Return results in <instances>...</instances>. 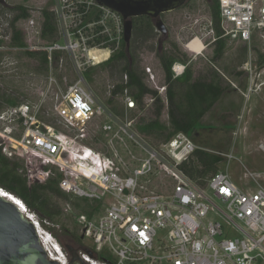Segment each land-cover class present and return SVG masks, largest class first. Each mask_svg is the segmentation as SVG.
I'll return each instance as SVG.
<instances>
[{
    "label": "built area",
    "instance_id": "1",
    "mask_svg": "<svg viewBox=\"0 0 264 264\" xmlns=\"http://www.w3.org/2000/svg\"><path fill=\"white\" fill-rule=\"evenodd\" d=\"M39 1L45 5L39 18L23 21L26 49L46 53L51 72L67 55L77 79L60 93L52 125L40 120L46 98L0 111V150L7 159L20 161V173L29 186L56 179L66 195L96 204L92 216L81 214L77 219L82 241L91 243L77 250L81 261L264 264V184L259 183L264 174L250 175L253 189L239 187L227 170L204 181L190 178L181 168L199 150L190 137L178 133L155 146L129 116L137 106L127 89L123 93L125 113L118 117L84 86L86 66L104 64L122 47V15L95 0ZM218 1L222 34L218 37L211 23L207 31L211 44L219 39L250 44L256 33L264 32V0ZM44 10L53 15L57 36L52 42L42 39ZM33 40L42 43L33 44ZM204 43L198 38L189 52L201 54ZM96 59L101 63L96 64ZM186 69L187 65L176 62L173 78L182 77ZM147 73L149 88L166 98L167 86L160 85L149 68ZM48 84L44 97L52 86H58L52 75ZM145 101L154 103L150 97ZM97 120L103 121L99 134L107 142L106 153L85 143L90 137L88 126ZM58 122L63 129L55 126ZM259 148L264 151V144ZM160 175L171 183L167 193L144 185ZM64 253L60 264L69 263Z\"/></svg>",
    "mask_w": 264,
    "mask_h": 264
},
{
    "label": "rangeland",
    "instance_id": "2",
    "mask_svg": "<svg viewBox=\"0 0 264 264\" xmlns=\"http://www.w3.org/2000/svg\"><path fill=\"white\" fill-rule=\"evenodd\" d=\"M23 4L26 5L30 17L35 19L39 18L45 7L39 0H7L9 7ZM2 11L0 10L2 43L0 46L3 47L0 49V111L14 105H34L46 98L47 102L44 104L40 120L52 125V119H56L53 115V107L58 102L60 93L77 79L73 64L67 55H63L58 68L52 72L46 70L37 58L28 54L30 50L26 49L27 36L23 32L25 22L20 21L16 24V29L21 31L26 44V48H20L12 40L11 22L15 15ZM161 18L168 30V38H164L155 29L154 39L138 51L146 84L149 77L148 68L155 74L160 85L165 83V73L157 56V52L161 49L175 54L181 63L188 66L195 79L211 77L213 74L219 75L227 92L202 120L197 138L193 141L199 149L222 155L224 161L218 165V170H227L239 187L255 188L250 175L264 171V159L256 158L258 146L264 141V66H260L261 55H264V33H258L257 38L247 45L224 39L223 55L217 58V42L211 44V39L207 36V31L213 23L209 0H189L183 8L165 13ZM198 38L200 41H205V46L201 54H192L188 49ZM32 42L42 43L40 40ZM245 47L246 56H244ZM101 65L86 66V70H83L84 86L93 92L99 103L115 108L118 114L125 113L123 95H113L115 87L121 83V80L117 73H111L101 68ZM90 69L95 70L90 76L92 81L87 82L88 76L85 73ZM51 75L57 80L58 86H52L44 97L43 94L49 89L48 81ZM112 98L113 103L109 105L108 102ZM161 99L163 109L158 120L156 107L147 101L144 106L138 105L135 110L129 111V116L134 118L135 125L137 121L143 125L153 121L159 123V128H155L151 137L144 136L155 146H159L170 132L167 101L164 96ZM102 124V120H97L96 123L88 126L90 137L85 143L106 153L107 142L99 134ZM55 126L64 128L59 122ZM121 155L126 157L123 152ZM231 155L234 159L229 161L226 156ZM244 165L247 168H244ZM210 175L211 173L203 176L202 179ZM259 183L264 184L263 179H260ZM144 185L159 193H167L171 188L170 181L161 175L150 182L146 181ZM48 205L59 213L53 220L46 219L42 222L37 214L33 212L32 214L36 215L42 229L52 236L55 243L62 247L53 235H57L65 247L71 250L67 254L69 257L82 246L91 247L89 240L82 241V229L77 219L81 214L87 215L92 212L96 207L95 203L70 196L67 200L52 196L48 200Z\"/></svg>",
    "mask_w": 264,
    "mask_h": 264
},
{
    "label": "trees",
    "instance_id": "3",
    "mask_svg": "<svg viewBox=\"0 0 264 264\" xmlns=\"http://www.w3.org/2000/svg\"><path fill=\"white\" fill-rule=\"evenodd\" d=\"M209 4L214 28L217 36L221 37L219 1L209 0ZM0 10H3V13L8 12L15 15L11 22L13 28L12 40L18 47L26 48L24 37L21 31L16 29V24L30 18L27 7L24 5L15 7L5 5L0 6ZM43 14L45 22L43 24L42 39L46 42H52L57 36L53 15L45 10ZM132 21L133 36L129 50H127L125 43H123L120 50L115 52L107 62L102 64L101 68L109 70L111 73H117L121 80V83L118 84L113 91L114 96L118 94L123 95L124 91L127 89L135 100L136 106H144L147 97L153 98V105L156 107V118L158 120L163 109L162 99L155 90H152L146 84L144 72L141 71L140 58L138 55L139 49L154 39L156 35L154 23L149 17H138L134 18ZM257 34L258 33L253 36L251 43L257 38ZM1 44L0 41V45ZM216 45L217 58H220L225 48L224 39H219ZM28 54L37 58L40 65L46 70H49L48 55L46 53L29 51ZM246 55L247 48L245 47L244 56ZM157 56L165 73L164 85L167 86L166 101L170 124V132L161 143L170 140L178 133H184L192 140L196 139L200 123L220 102L227 92V88L223 86L221 77L217 74H213L211 77L195 79L188 66L182 77L174 79L172 66L176 62L181 61L175 54L165 51L164 49L159 50ZM55 58L60 59L59 55H56ZM260 64V66H264V55H261ZM94 70L95 69H90L85 73L88 76L86 79L87 82L92 81L90 76ZM125 76L128 79L127 83L124 81ZM112 103L113 98L109 100L108 104L111 105ZM107 107L118 117L124 115V113L118 114L115 108ZM136 127L141 134L146 137H151L155 128H159V123L153 121V123L143 125L142 123L139 124V121H137ZM223 161L224 159L222 156L199 149L194 153L190 161L183 164L181 168L190 178L204 181L219 171L218 165ZM21 168L22 164L20 161L7 159L0 150V187L8 193L13 194L16 199H20L27 211L30 214H32V212L37 214L42 222L46 219L53 220L59 213L49 207V198L55 196L67 200L68 196L60 190L59 183L56 179H50L45 183L29 186L27 179L20 173ZM209 173H211L209 177L202 179L203 176ZM92 214V212H89L88 215L92 216ZM53 236L57 238L64 251L67 253L66 247L60 238H58L57 235Z\"/></svg>",
    "mask_w": 264,
    "mask_h": 264
},
{
    "label": "water",
    "instance_id": "4",
    "mask_svg": "<svg viewBox=\"0 0 264 264\" xmlns=\"http://www.w3.org/2000/svg\"><path fill=\"white\" fill-rule=\"evenodd\" d=\"M99 5L113 9L124 18V43L127 50L133 36V19L149 17L158 33L168 38V30L161 18L165 13L183 8L189 0H95ZM7 0H0V6ZM1 190H4L0 187ZM5 191V190H4ZM7 192V191H6ZM11 194V193H9ZM13 195V194H11ZM14 196V195H13ZM67 254L71 252L67 249ZM85 253L92 256L89 250ZM69 257V255H68ZM68 264H84L72 252ZM0 264H60L49 257L34 222L14 203L0 196Z\"/></svg>",
    "mask_w": 264,
    "mask_h": 264
},
{
    "label": "bare ground",
    "instance_id": "5",
    "mask_svg": "<svg viewBox=\"0 0 264 264\" xmlns=\"http://www.w3.org/2000/svg\"><path fill=\"white\" fill-rule=\"evenodd\" d=\"M94 57L95 55L93 53H91V57ZM95 63H101L99 60H95ZM0 196L8 201H10L11 203H14L17 207L20 208V211L24 214L27 215L28 218H30L31 220L33 219L34 222H37L35 219V216H32V214H30L26 207L24 206V204L22 203V201H20V199H16L13 195L9 194L8 192L1 190L0 189ZM37 230L38 233L40 235V239L41 242L44 246V248L46 249L47 252L50 253V259L59 263H64V251L62 250V248L60 247L59 244L55 243L53 240V238L50 236V234H48L47 232H45L40 224H37Z\"/></svg>",
    "mask_w": 264,
    "mask_h": 264
},
{
    "label": "crops",
    "instance_id": "6",
    "mask_svg": "<svg viewBox=\"0 0 264 264\" xmlns=\"http://www.w3.org/2000/svg\"><path fill=\"white\" fill-rule=\"evenodd\" d=\"M263 144H264V141L262 142ZM261 144V143H260ZM259 144V145H260ZM256 154H257V159L260 157V159H264V151L263 150H261L260 148H259V146H258V150L256 151ZM244 168H247L245 165H244ZM258 174H260V175H263L264 174V171H261V172H256L255 173V175H258Z\"/></svg>",
    "mask_w": 264,
    "mask_h": 264
}]
</instances>
